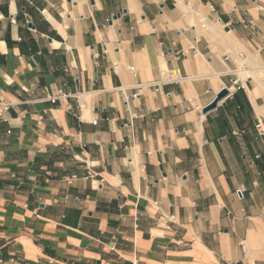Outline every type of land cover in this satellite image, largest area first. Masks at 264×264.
<instances>
[{
	"label": "crops",
	"instance_id": "crops-1",
	"mask_svg": "<svg viewBox=\"0 0 264 264\" xmlns=\"http://www.w3.org/2000/svg\"><path fill=\"white\" fill-rule=\"evenodd\" d=\"M0 102V264H264V0H0Z\"/></svg>",
	"mask_w": 264,
	"mask_h": 264
},
{
	"label": "built area",
	"instance_id": "built-area-1",
	"mask_svg": "<svg viewBox=\"0 0 264 264\" xmlns=\"http://www.w3.org/2000/svg\"><path fill=\"white\" fill-rule=\"evenodd\" d=\"M113 69L115 70L116 69V66L113 67ZM182 75L180 73V71L176 68H173V69H169L165 72V77H164V82H168V83H175V82H179L180 80H182ZM157 83H152L150 85L152 86H155ZM236 84L235 82L230 86V87H226L227 90L229 91V93L234 90L236 88ZM238 88V87H237ZM137 96V93H134L132 94L131 96L130 95H126L124 90L121 89V97L123 99V101L126 103V101L128 99H131V98H134ZM55 98L51 99V101H54ZM9 109V104L5 103V102H0V117L1 115L7 111ZM140 117L139 114H136V113H132L131 114V118H138ZM93 125H95L97 123V120L96 118H92L91 121H90ZM259 127V125H257V128Z\"/></svg>",
	"mask_w": 264,
	"mask_h": 264
},
{
	"label": "water",
	"instance_id": "water-1",
	"mask_svg": "<svg viewBox=\"0 0 264 264\" xmlns=\"http://www.w3.org/2000/svg\"><path fill=\"white\" fill-rule=\"evenodd\" d=\"M124 12V10H123ZM119 13L115 14L113 17H118ZM30 26H32L31 24H29ZM229 93V91L227 90L226 87L221 88L215 95V97L213 98V100L211 102H209L208 104H206L205 106H203V108L201 109V113L205 114L208 111H210L211 109L215 108L217 103L222 100L227 94Z\"/></svg>",
	"mask_w": 264,
	"mask_h": 264
}]
</instances>
